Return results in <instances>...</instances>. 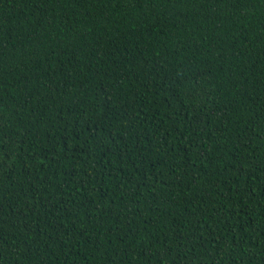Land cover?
Segmentation results:
<instances>
[{
    "label": "trees",
    "instance_id": "16d2710c",
    "mask_svg": "<svg viewBox=\"0 0 264 264\" xmlns=\"http://www.w3.org/2000/svg\"><path fill=\"white\" fill-rule=\"evenodd\" d=\"M0 264H264V0H0Z\"/></svg>",
    "mask_w": 264,
    "mask_h": 264
}]
</instances>
